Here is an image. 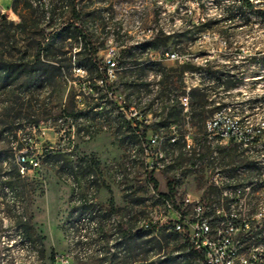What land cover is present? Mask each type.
I'll list each match as a JSON object with an SVG mask.
<instances>
[{
    "label": "rangeland",
    "instance_id": "1",
    "mask_svg": "<svg viewBox=\"0 0 264 264\" xmlns=\"http://www.w3.org/2000/svg\"><path fill=\"white\" fill-rule=\"evenodd\" d=\"M147 1L156 10L153 22L160 26L175 25L184 30L196 26L177 9L167 17L161 15L166 11L165 1L163 6ZM12 2L1 0L0 9L9 20L19 23V17L11 10ZM250 2L255 8L242 12L250 22L238 23L228 33L226 25L203 27L192 40L168 45L169 50L187 56L191 64L201 66L210 61L216 66L228 65L235 73L236 69L245 73L243 84L227 96L221 91L217 101H241L245 116H250L239 122L231 115L234 110L216 112L222 121L233 123L243 133L262 128L264 122V105L251 108L255 99L264 96V68L250 59L256 56L261 64L264 58V22L259 14L264 12V0ZM199 11L205 24L226 14L214 0H203ZM80 12L98 48L100 66L105 68L106 0H84ZM71 16L67 13L65 19ZM127 41L121 39V44L127 45ZM80 48V42L70 47L73 55ZM158 58V54L148 51L121 58L111 82L114 102L109 99L111 95L107 97L108 89L95 68L83 69V74L74 68L65 69L66 77L60 83L48 89L44 85L25 98L19 88L12 101L0 92V264H204L189 256L184 236L173 230L172 224L178 213L188 219L194 216L193 205L185 207L188 198L206 205H223V201L212 199L213 175L217 168L230 174L239 158L222 154L216 162L209 160L211 152L203 146L208 140L207 131L190 125L189 117L180 125L156 131L167 103L157 77L159 70L179 67L169 61L158 62ZM232 65H237L236 69ZM185 82V89L177 86L181 105L190 90L199 87L200 77L188 74ZM98 104L101 106L94 110L96 114L66 116L70 112L76 115L90 111ZM150 110L153 112L147 114ZM186 113L184 109L183 114ZM136 127L145 133V139L134 136ZM187 138L195 144L193 153L186 151ZM256 149L264 152V136ZM22 151L35 154L40 167L24 176L26 192L16 196L5 183L14 166H19ZM47 153L51 160H47ZM261 165L264 168V161ZM241 173L248 174L244 170ZM246 186L235 214L242 221L250 218L264 225V217L252 214L255 208L257 214L264 213V175L256 189ZM168 194L175 203L172 209L163 198ZM209 213L212 218L214 213ZM22 216L31 219L43 241V253L40 244L29 242L18 229ZM124 231L136 238L140 249L129 250ZM162 231L165 239L158 238ZM141 233L146 236L141 237ZM242 251L236 261L261 264L264 234L244 243Z\"/></svg>",
    "mask_w": 264,
    "mask_h": 264
},
{
    "label": "trees",
    "instance_id": "2",
    "mask_svg": "<svg viewBox=\"0 0 264 264\" xmlns=\"http://www.w3.org/2000/svg\"><path fill=\"white\" fill-rule=\"evenodd\" d=\"M214 1L218 6H222L226 10V14L222 19H214L200 26L190 25L191 27L184 30L183 33L174 36L162 34L155 41H149L141 47H134L131 50L122 51L119 60L127 56L135 57L139 53L145 54L148 50L159 52L164 48H168L170 42L173 45H179L183 41L192 40L195 33L199 30L201 31L203 27L213 28L226 25L229 26L225 31L228 33L230 27L249 21L247 15L242 13L244 9L255 8V5L250 0ZM49 3L50 9L46 11L42 6H35L32 0H13L11 10L19 17V23L9 20L0 9V92L9 101H12V97L16 96V88H19L23 90L21 97L25 98L28 94L39 91L44 85H48L47 87H43L48 89L51 85L60 83L66 77L65 69L95 68L99 70V78L108 89L107 97L111 95L109 99L114 102L115 93L112 90L107 69L106 67L103 68L100 66L98 48L95 46L92 35L89 34L82 21L80 12L81 2L77 0H49ZM67 13H72V16L65 19ZM259 14L261 15V21L264 22V12H260ZM68 41L72 48L74 47V43H81V48L74 55L68 45ZM69 54L71 55L68 57ZM74 58H76L75 63L73 61ZM250 59L260 69L264 68V58L261 64L256 56ZM232 66L235 69L237 67V65ZM236 71L238 73L230 70L228 65L216 66L210 61H207L205 65L201 66L188 62L179 65L176 69L161 68L157 77L160 80L162 91L166 95L167 103L162 109L156 131H160L161 128H169L172 125H180L181 122L189 117L190 120L188 123L190 125L206 132L209 119L216 112L223 110L230 112L234 110V113L231 115L232 117L239 118V122L242 120V117L248 118L250 115L245 116L246 110L243 107V102L226 103L224 101H217L218 94L221 91L227 93V96L230 90L236 89L243 84L245 73H240L239 69H236ZM188 74L198 75L200 77V85L190 90L188 95L189 111L183 114L184 107L179 101L180 96L177 93V86L179 85L182 89L186 88L185 80ZM258 76L255 75V77ZM212 96L216 97L212 99ZM220 100H223V98L220 97ZM257 104L264 105V96L255 99L251 108H254ZM100 106L98 104L97 107L90 109V111L84 109L85 111H81L76 115H74V112H70L66 116L68 118H80L88 113H95L94 110H97ZM152 112L150 110L147 114H151ZM137 128L133 130L135 133L134 136L145 139V133H141ZM18 132L19 130L16 131V134ZM263 136L264 122L262 128L255 129L251 133H242L240 140L250 142L247 149L239 151V149L244 148L242 143L234 144L228 149L222 150L221 155L229 154L231 156V154H235L239 158V162H236L237 166L230 170V174H227L230 182L237 187L249 184L256 189L255 187L260 182L261 177H263L264 168L261 164L264 161V152L256 149ZM51 157V154H48L47 160H51ZM261 158L262 161L260 162L259 159ZM89 168L94 173V170H92L93 167L89 165ZM241 170H244V172L247 171L248 174L241 173ZM25 181V177L20 172V166L15 165L12 176L6 181L5 187L12 194L19 196L26 192L27 187ZM211 193L216 194L219 200L222 198L221 193L213 187ZM163 198L166 202L175 204L170 194L163 195ZM225 200L227 202L228 198H225ZM257 212L255 208L252 214L256 215ZM18 229L29 242L40 244L42 253L44 252L43 241L36 233L29 217L22 216L20 218ZM164 232H160L158 238L165 239ZM262 234H264V225L252 221L250 230L246 233L242 232L237 238L238 252L240 254L243 252L242 245L244 243L251 242ZM140 236L144 237L146 235L141 233ZM123 238L130 251L141 248L136 238L130 236L129 231H124ZM184 238L189 256L195 260L204 261V254L195 251L189 239L187 237ZM260 260L262 262L261 264H264V255H261ZM237 264L240 263L238 262Z\"/></svg>",
    "mask_w": 264,
    "mask_h": 264
},
{
    "label": "built area",
    "instance_id": "3",
    "mask_svg": "<svg viewBox=\"0 0 264 264\" xmlns=\"http://www.w3.org/2000/svg\"><path fill=\"white\" fill-rule=\"evenodd\" d=\"M77 1L82 2L84 0ZM180 1L165 0V17L168 13L177 9L182 12L184 17H189V22L195 23L196 26L205 24L206 20L199 15L200 2L203 0H182V5L178 6ZM32 3L35 6L44 7L46 11L50 9L49 0H32ZM106 4L107 13L103 15L106 23V69L111 82L115 78L114 68L118 65L122 51L133 49L135 41L141 39L155 41L162 34L174 36L184 32V29L176 28L174 24V27L160 26L158 22H153V12L156 10L150 8L147 0H106ZM124 26H136V35L125 36ZM121 39H128V46H121ZM148 52L152 55L154 53L158 54V62L169 61L183 65L190 61L187 56L180 54L178 50L173 51L164 48L159 52L154 50H148ZM74 70L79 74H83L77 68ZM182 105L186 112L189 111L188 97L184 99ZM219 114L216 113L208 123V140L203 143V146L211 152L208 158L213 162L220 159L222 150L228 149L234 144L243 143L244 148H248L250 144L248 141L243 142L240 140L243 132L237 130L233 123L222 121ZM134 115H137V112ZM185 143L186 151L193 153L195 150L194 142L187 138ZM19 166L21 174L26 176L40 167V161L32 152L22 151L19 154ZM225 173L226 171L217 168L212 183V187L221 193L222 198L219 200L216 198V194H211L212 199H218V202L223 201V205L218 203L221 206H211L202 203L201 200L192 201L188 198L185 200V207L193 205L194 216L188 219L178 213V218L172 224L173 230H178V234L189 239L195 251L204 254V264H237L238 262L242 264L241 261H236L240 256L237 238L242 232H248L252 223L250 218H245L242 221L238 218L239 215L235 214L239 209L240 198L245 195L242 188L246 185L237 187L230 182ZM225 198H228L227 202ZM173 205V203L167 202L169 209H172ZM209 211L214 213L212 218H210ZM221 214H225L226 217ZM258 216L264 217V213L255 215V217Z\"/></svg>",
    "mask_w": 264,
    "mask_h": 264
},
{
    "label": "bare ground",
    "instance_id": "4",
    "mask_svg": "<svg viewBox=\"0 0 264 264\" xmlns=\"http://www.w3.org/2000/svg\"><path fill=\"white\" fill-rule=\"evenodd\" d=\"M151 3H155L157 4L158 6H163L164 5V1L165 0H149ZM201 3L200 2V7H201ZM154 6V5H153ZM156 7V6H155ZM199 7V9H200ZM157 8V7H156ZM200 12V11H199ZM106 13H107V4H106ZM165 15V13H162L161 15ZM124 35L125 36H135L136 35V26H124ZM150 39H141V40H138V41H135L134 43V47H141L143 44L149 42ZM128 42V41H127ZM121 46H128V44H121ZM77 70L81 73H86L85 70H83L82 68H77ZM18 162H19V157H18ZM93 223H92V227H93ZM178 232V230H176Z\"/></svg>",
    "mask_w": 264,
    "mask_h": 264
}]
</instances>
